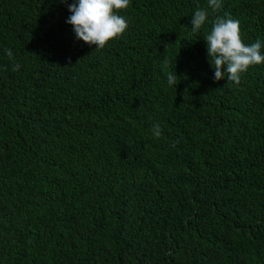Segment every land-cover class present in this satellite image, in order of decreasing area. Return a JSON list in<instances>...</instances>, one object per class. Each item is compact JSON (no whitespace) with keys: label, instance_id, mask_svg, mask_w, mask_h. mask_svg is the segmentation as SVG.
<instances>
[{"label":"trees","instance_id":"trees-1","mask_svg":"<svg viewBox=\"0 0 264 264\" xmlns=\"http://www.w3.org/2000/svg\"><path fill=\"white\" fill-rule=\"evenodd\" d=\"M197 4L130 0L97 50L60 0H0V264H264V61L214 81ZM224 13L264 41V0Z\"/></svg>","mask_w":264,"mask_h":264},{"label":"clouds","instance_id":"clouds-1","mask_svg":"<svg viewBox=\"0 0 264 264\" xmlns=\"http://www.w3.org/2000/svg\"><path fill=\"white\" fill-rule=\"evenodd\" d=\"M67 4L71 15L66 23L70 24L77 40H82L88 45H95V49H103L106 44L120 36L128 27L124 16L115 10L126 9L130 0H74L68 4V0H60ZM222 0H207L206 7L197 4L194 14L191 16V31L199 32L209 22L210 30L204 37L209 64L214 69V81L227 79V83H240L241 74L250 66L261 64L264 61V41L257 39L251 45L242 42L240 21L233 19L230 14L215 15L209 21L210 14L220 11ZM211 9V13L209 12ZM5 53L9 60L14 61L11 49L6 48ZM19 69L18 64H13V71ZM179 77L174 73L167 74L169 86H176ZM226 83V84H227ZM154 136L162 135L159 122L152 127Z\"/></svg>","mask_w":264,"mask_h":264}]
</instances>
